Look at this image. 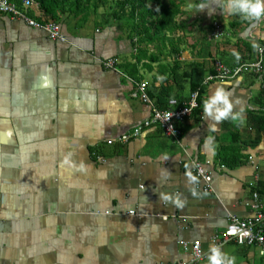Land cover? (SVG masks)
<instances>
[{"label":"crops","instance_id":"1","mask_svg":"<svg viewBox=\"0 0 264 264\" xmlns=\"http://www.w3.org/2000/svg\"><path fill=\"white\" fill-rule=\"evenodd\" d=\"M181 1L168 38L147 44L160 61L138 62L154 101L162 82L170 87L168 99H186L190 80L182 73L191 65H202L207 76L215 59L232 66L257 56L253 42L264 44V17L242 20L219 0ZM107 7L84 24L74 16L59 22L67 42L0 13V264H209L211 238L229 217L254 214L253 189L264 182V138L252 143L250 112L260 107L262 76L206 84L205 99L223 84L243 102L241 126L225 120L210 132L202 109L179 124V140L151 125L122 142L152 109L124 75L133 76L130 64L137 61L131 22L110 16ZM108 57L119 58L116 70L101 64ZM209 135L214 151L205 149ZM221 147L236 149V164L223 161ZM188 171L197 182L188 181ZM161 193H179L184 206L163 202ZM194 241L208 252L200 262L184 248ZM223 251L235 264H264L257 245L230 240Z\"/></svg>","mask_w":264,"mask_h":264},{"label":"built area","instance_id":"2","mask_svg":"<svg viewBox=\"0 0 264 264\" xmlns=\"http://www.w3.org/2000/svg\"><path fill=\"white\" fill-rule=\"evenodd\" d=\"M34 6H38L35 0H22L21 6L13 0H0V13L8 14L13 19L23 20L30 26L43 28L54 40L67 42L68 38L63 33L59 22H41L29 13V9ZM214 24V35L215 37H219L223 33L222 29L218 22ZM258 54L259 58L257 60L243 61L232 66L226 64L221 59H215L213 61V71L205 77L204 83L227 81L245 73H255L262 76L264 72V44L259 46ZM99 60L105 68L115 70L119 63L118 57L99 58ZM124 75L134 84L133 94L143 102L150 104L152 114L141 126L136 127L132 134L121 136L119 138L120 141L128 142L131 138L137 137L145 127L151 125L160 126L166 135L179 140L181 137L179 124L191 116L199 107V91L195 90L191 92L189 98L181 104H179L177 98H171L169 100L170 107L161 108L150 96L147 82L127 74ZM193 104H195V107H193ZM108 143H113V140H109ZM193 164L196 165L195 170L197 174L209 182L211 175L205 170L203 164L198 160H194ZM250 205L254 210V214L248 218L231 215L226 229L221 234L216 233L213 235L211 245H224L230 240H235L239 244L257 245L260 254L264 256V202L257 192L254 193ZM130 212L133 213V211ZM184 248L186 251H190L192 262H200L208 254L199 241L185 242Z\"/></svg>","mask_w":264,"mask_h":264},{"label":"trees","instance_id":"3","mask_svg":"<svg viewBox=\"0 0 264 264\" xmlns=\"http://www.w3.org/2000/svg\"><path fill=\"white\" fill-rule=\"evenodd\" d=\"M19 6L22 5V0H13ZM38 4V13L36 14L33 9L29 10V13L41 22H63L65 17L74 16L79 18V21L84 24L87 22L89 16L98 12L100 7L109 6L107 8V14L110 16L117 14H123L128 17L129 22V36L133 39L136 38L134 43L136 49V59L135 63L130 64L129 72L137 79H142L141 74H139V64L145 57H151V63L160 61L159 56L155 53H148L147 44L154 43L155 41L166 40L168 38V31H172L176 25V17L181 13V0H35ZM259 54L257 51V56L251 60H257ZM162 67L167 66V64H161ZM179 65L177 61L174 62V66ZM144 68H147L144 66ZM213 69L210 71L212 72ZM184 78L190 80V94L191 92L197 90L199 91V107L194 111V113H200L203 109V101L205 100L206 84L204 79L206 74L204 73V68L202 65L196 63L193 64L182 73ZM156 89V87H154ZM158 89V88H157ZM161 91H159L156 99V103L161 108L169 107V91L170 87L165 85L163 82L160 84ZM150 95H152L151 86L148 87ZM154 95V94H153ZM190 96V95H189ZM186 97V99L189 98ZM258 100L260 107L258 110L251 111L250 115L253 120V127L255 129V135L252 143H257L262 138H264V72L261 77V89L259 91ZM186 99L180 98L179 104L184 102ZM233 147H221L219 149V156L225 161L227 165L236 164V158L233 152L235 148ZM235 159V161H233ZM239 157L238 160L239 161ZM257 191L262 196H264V182H259V184L253 189Z\"/></svg>","mask_w":264,"mask_h":264},{"label":"clouds","instance_id":"4","mask_svg":"<svg viewBox=\"0 0 264 264\" xmlns=\"http://www.w3.org/2000/svg\"><path fill=\"white\" fill-rule=\"evenodd\" d=\"M219 7L223 8L231 15H237L242 20H260L264 17V0H219ZM205 4L199 5V11L205 8ZM189 7H192L191 5ZM252 47L259 49V45L253 42ZM237 60L240 59L238 53H234ZM234 93L228 90L223 84L218 85L212 94L203 101L204 119L210 121L209 131H219V125L225 120H231L236 126H241L246 122L245 109L240 99H233ZM237 106H239L237 108ZM195 107V104H193ZM215 138L211 135L205 138V149L214 151ZM193 166H196L193 164ZM189 165H185L187 169ZM190 183L197 182V177L191 171L186 172ZM195 194V193H193ZM160 199L163 202H172L176 207L182 208L185 201L178 193L173 197L161 193ZM242 243V240H241ZM209 264H235L236 257L223 251V245H211L208 255Z\"/></svg>","mask_w":264,"mask_h":264},{"label":"rangeland","instance_id":"5","mask_svg":"<svg viewBox=\"0 0 264 264\" xmlns=\"http://www.w3.org/2000/svg\"><path fill=\"white\" fill-rule=\"evenodd\" d=\"M107 8H108V7H107ZM124 18H125V17H124ZM124 18L122 19V21H124V22H125V19H124ZM157 49H158V50H160L159 48H157Z\"/></svg>","mask_w":264,"mask_h":264}]
</instances>
